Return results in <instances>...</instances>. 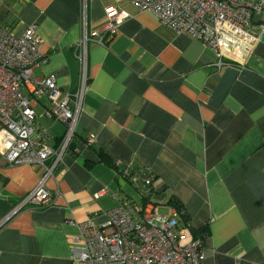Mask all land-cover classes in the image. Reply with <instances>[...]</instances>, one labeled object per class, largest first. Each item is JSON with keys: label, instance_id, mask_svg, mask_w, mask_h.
<instances>
[{"label": "crops", "instance_id": "0c3cea01", "mask_svg": "<svg viewBox=\"0 0 264 264\" xmlns=\"http://www.w3.org/2000/svg\"><path fill=\"white\" fill-rule=\"evenodd\" d=\"M81 4L0 0V24L15 37L34 27L45 60L33 77L54 75L63 92L78 83ZM109 7L129 17L106 46L88 42L73 142L45 181L50 203L8 218L41 170L0 158V264H72L69 238L80 223L100 226L124 202L167 213L170 201L183 206L187 227L206 233L204 264H264V31L243 67L217 72L200 41L127 0H86L87 32L105 28ZM262 20L264 13L253 25ZM32 106L47 145L57 147L65 125L42 116L45 102ZM124 169L128 178L117 175ZM140 171L152 177L149 199L136 187Z\"/></svg>", "mask_w": 264, "mask_h": 264}, {"label": "built area", "instance_id": "2783aa9c", "mask_svg": "<svg viewBox=\"0 0 264 264\" xmlns=\"http://www.w3.org/2000/svg\"><path fill=\"white\" fill-rule=\"evenodd\" d=\"M140 12L154 15L162 26L200 41L215 55L214 67H243L264 31L254 19L264 13V0H127ZM82 35L75 46L79 66L78 83L73 92H63L54 75L34 78L33 70L44 62L37 49L39 39L34 27L20 37L0 24V158L10 166L40 168L37 186L18 203L11 217L25 206L40 208L52 200L45 181L66 155L75 135V125L87 88V45L106 44L118 33L129 16L106 8L108 23L98 32L86 31V0H81ZM45 102L42 116L61 122L65 132L57 145L46 143V130L36 126L32 103ZM93 138H88L90 146ZM128 169L121 176H128ZM136 186L143 198H150L152 177L137 173ZM127 177V178H128ZM100 226L87 219L78 226V234L69 238L72 264H204L203 239L186 241L174 209L160 214L150 209L129 208L126 202L107 211Z\"/></svg>", "mask_w": 264, "mask_h": 264}, {"label": "trees", "instance_id": "16d2710c", "mask_svg": "<svg viewBox=\"0 0 264 264\" xmlns=\"http://www.w3.org/2000/svg\"><path fill=\"white\" fill-rule=\"evenodd\" d=\"M104 162L108 163L105 159H103ZM117 175H122V172H117ZM130 176V175H129ZM124 178H127L128 176H122ZM170 205L174 208L176 213L178 214V222L181 229H185L191 239H203L206 237V233H204V230H194L192 227H187L189 218L187 217L185 210L183 206H181L177 201H170ZM189 228V229H188Z\"/></svg>", "mask_w": 264, "mask_h": 264}, {"label": "rangeland", "instance_id": "374dc122", "mask_svg": "<svg viewBox=\"0 0 264 264\" xmlns=\"http://www.w3.org/2000/svg\"><path fill=\"white\" fill-rule=\"evenodd\" d=\"M163 213H165V212H164V211H161V212H160V214H163Z\"/></svg>", "mask_w": 264, "mask_h": 264}]
</instances>
